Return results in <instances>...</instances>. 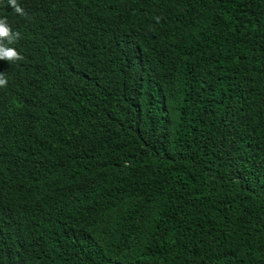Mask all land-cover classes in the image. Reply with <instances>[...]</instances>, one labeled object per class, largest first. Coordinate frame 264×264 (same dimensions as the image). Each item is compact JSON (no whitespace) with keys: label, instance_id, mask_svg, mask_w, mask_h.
<instances>
[{"label":"trees","instance_id":"obj_1","mask_svg":"<svg viewBox=\"0 0 264 264\" xmlns=\"http://www.w3.org/2000/svg\"><path fill=\"white\" fill-rule=\"evenodd\" d=\"M0 0V264H264V0Z\"/></svg>","mask_w":264,"mask_h":264},{"label":"clouds","instance_id":"obj_2","mask_svg":"<svg viewBox=\"0 0 264 264\" xmlns=\"http://www.w3.org/2000/svg\"><path fill=\"white\" fill-rule=\"evenodd\" d=\"M11 8L14 9L15 13L24 16V10L18 5L17 0H8ZM19 37V33H14L12 29L8 26L6 19H0V60L7 61L9 63H14L16 61L22 60L23 57L12 47L8 45L14 43V41ZM7 85V80L3 73H0V88Z\"/></svg>","mask_w":264,"mask_h":264}]
</instances>
